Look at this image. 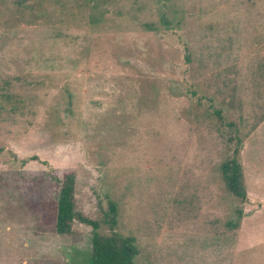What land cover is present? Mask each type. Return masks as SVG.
<instances>
[{
    "label": "rangeland",
    "instance_id": "obj_1",
    "mask_svg": "<svg viewBox=\"0 0 264 264\" xmlns=\"http://www.w3.org/2000/svg\"><path fill=\"white\" fill-rule=\"evenodd\" d=\"M69 174L134 264H264V0H0V264H88Z\"/></svg>",
    "mask_w": 264,
    "mask_h": 264
},
{
    "label": "trees",
    "instance_id": "obj_2",
    "mask_svg": "<svg viewBox=\"0 0 264 264\" xmlns=\"http://www.w3.org/2000/svg\"><path fill=\"white\" fill-rule=\"evenodd\" d=\"M221 167L222 177L227 189L244 200L246 198V190L243 185V169L237 156L235 155L223 162ZM73 192V179L70 174L65 175L58 198L49 203L52 204V207L43 214L41 213L42 217L51 220L53 230L61 234L68 233L71 230V223L75 218L93 227L88 264H134L133 260L137 254L134 238L121 236L116 232L106 236L100 235L96 230L98 226L95 221L75 211ZM115 211L114 204H111L109 212L112 216H114Z\"/></svg>",
    "mask_w": 264,
    "mask_h": 264
}]
</instances>
